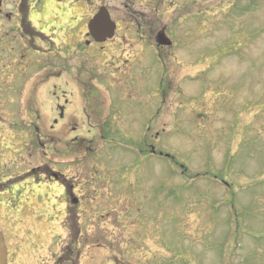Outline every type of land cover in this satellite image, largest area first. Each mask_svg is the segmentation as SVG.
<instances>
[{"label": "rangeland", "instance_id": "1", "mask_svg": "<svg viewBox=\"0 0 264 264\" xmlns=\"http://www.w3.org/2000/svg\"><path fill=\"white\" fill-rule=\"evenodd\" d=\"M93 3L98 8L106 7L120 30L104 53L94 54L92 48L87 51L94 56L88 65L93 81L86 73L80 75L79 67L83 66L77 61L76 79H71L76 94L67 98L69 105L58 103L64 109L70 107V121L59 124L65 153L56 169L67 185L90 182L93 176L102 180L88 187L80 184L91 197L96 191L108 201H117L114 186L120 185L115 182L120 171L133 177L131 182L138 193L133 202L124 200L121 222L116 220L122 206L111 216L98 219L96 213L104 214L107 208L102 210L98 201L87 206L93 201L91 197L82 201L77 209H86L77 220L82 233L92 232V243L98 239L96 244L105 247L94 249L100 253L92 254L99 253L92 264H264V0ZM142 12L149 15L150 22L146 23L150 28L136 41L155 45L151 32L166 27L173 45L157 53L142 51L150 52L143 64L154 57L158 62L151 64L146 77L135 74L136 90L122 98L117 96L122 89L116 82L125 78L123 68L119 71L120 61L130 58L128 51L118 49V43H126L124 37H131L127 29ZM78 38L86 40L84 34ZM29 74L43 77L32 70ZM148 78L154 97H149L148 82L144 81ZM162 80L163 91L156 93ZM49 81L44 77L38 83L29 79L30 91L23 93L20 83H16L18 92L2 100V118L18 122L22 115L16 109L31 107L39 108V114L32 118L30 112L35 114L37 110H31L23 116L24 121L52 124L57 116L51 109ZM110 88L114 93L104 92ZM86 89L90 92L85 93ZM177 90L180 94L175 93ZM119 97L121 101L117 102ZM180 98L184 99L178 102ZM79 106H84L90 118L96 108L107 111L117 107L121 112L113 116L108 111L107 117L102 116L107 123L102 131L88 130V122L83 129L80 121L85 120L76 115ZM139 109L144 114L141 120L135 117ZM150 116L153 124L147 133ZM101 136L108 139L103 142ZM75 138V146L66 152L65 144ZM144 142L156 155L139 163L138 155L129 149L137 145L145 150L144 144L138 145ZM28 161L31 165L34 160L29 157ZM42 191L48 195L41 200L44 205L30 195L33 204L17 210V214L11 211L7 222L2 220L10 250L23 244L19 239L31 240L24 243L30 247L41 243L45 235L53 238L67 232L56 224L65 215L64 206L50 208L52 197L60 190L55 187ZM92 213L95 215L90 221ZM132 223L136 228L128 229ZM125 242L127 248L122 246Z\"/></svg>", "mask_w": 264, "mask_h": 264}, {"label": "flooded vegetation", "instance_id": "2", "mask_svg": "<svg viewBox=\"0 0 264 264\" xmlns=\"http://www.w3.org/2000/svg\"><path fill=\"white\" fill-rule=\"evenodd\" d=\"M94 3L93 0H0V105L2 99H7L10 94L18 92V89H15L16 83H20V92L26 91L27 82L31 77L29 71L32 70L36 75L43 76L47 81L50 80V98L54 99L55 104V107L51 109L57 116L52 124L43 121L40 123L23 121V117H20L21 120L18 122L0 121V223L2 220L8 221L7 216L10 211L22 209L30 204V194L39 193L42 188L57 187L59 190L62 189L64 203H62V194L56 197V203L59 206L65 205L70 218L64 226L72 231L44 240L40 245L42 249H21L25 246L24 243L29 241L19 240L23 244H18V247L15 245V249L7 251L6 264H92L93 233L88 231L82 233L77 227V218H82L86 212L85 209L78 214L77 209L83 200L87 201L90 197L80 184L88 187L102 180L90 177L92 180L90 182L67 185L63 179L64 175L56 168L60 163L61 154L65 153L61 149L59 124L64 121L68 124L70 121L68 115L70 107L66 106L68 108L65 107V110L59 104L69 105L67 98L74 97L76 94L72 91L71 79H76L77 61L79 60L83 66V68L78 66L80 75L86 73L89 76L91 74L88 65L94 58L92 53L97 54L99 51L104 53L106 48V44L97 45L82 41L77 36L87 34V23L98 10ZM146 27L140 24L134 26L130 31L131 37L134 38L133 34H138ZM135 39L136 36L132 41L118 43L120 46L118 49L128 51L129 58L133 57L134 49L135 52H140L142 49ZM90 48L94 52L88 54L87 51ZM118 49H114L115 55ZM110 53L113 57L114 53ZM148 61L143 69L144 73L150 72L152 62H150L151 59ZM137 67H139L137 64L130 65L127 59L120 61L119 71L123 68V74L127 78L122 83L125 91H131L134 88L136 79L133 73ZM139 70L141 71L140 67ZM92 78L89 76L90 80ZM88 92L90 91L86 89L85 93ZM3 107V105L0 107L1 117ZM59 109L62 110L61 114ZM108 111L113 116L121 112L117 107H109L107 111L96 108L90 112L92 115L90 118L84 106H79L76 115H79L80 120L81 117L84 118L85 121H80L83 129L85 128L83 125L88 122L89 126L86 129L102 131L107 124L102 116L107 117ZM27 113V111L23 112L25 116ZM139 114L144 116L143 111H139ZM115 124L118 122L115 121ZM146 124L148 129L152 127L151 116ZM13 130L14 133H12ZM76 141L75 138L65 144L66 152L71 151ZM88 150V152L91 151L90 147ZM151 153L153 154L152 151ZM29 157L34 160L31 165L28 161ZM116 177L115 182L120 183L114 186L118 194L117 201H108L106 197L94 191L95 198L91 197L93 201L85 202L86 205L89 206L98 201L97 204L101 209L107 208L108 211L112 205L125 204V199H131L133 202L136 199V186H133L131 181L127 186L121 185L125 182L122 179L123 176ZM103 180L105 181V178ZM34 199L40 204L38 194ZM66 203H69V206ZM71 209L74 210L70 213ZM105 214L108 215V213ZM124 214L125 212L122 214L123 217ZM93 215L95 214L92 213L89 217L90 221ZM96 216H99L98 219L104 217L101 212H97ZM136 226V223H132L127 228H136ZM128 233L130 232L127 231L125 234ZM95 241L99 242L98 239ZM31 246L35 247L32 244Z\"/></svg>", "mask_w": 264, "mask_h": 264}, {"label": "water", "instance_id": "3", "mask_svg": "<svg viewBox=\"0 0 264 264\" xmlns=\"http://www.w3.org/2000/svg\"><path fill=\"white\" fill-rule=\"evenodd\" d=\"M88 30L90 36L94 39L95 42L103 43L113 37L115 25L110 20L107 11L105 9H100L98 13L93 17V19L89 22ZM157 42L162 46H170V42L166 38H164L163 34L158 35ZM4 261L5 251L0 236V264H4Z\"/></svg>", "mask_w": 264, "mask_h": 264}]
</instances>
